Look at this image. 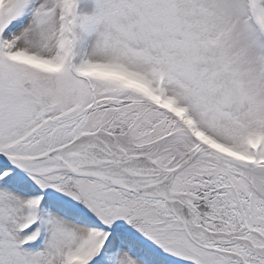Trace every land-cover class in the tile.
Returning a JSON list of instances; mask_svg holds the SVG:
<instances>
[{
  "label": "snow or ice",
  "instance_id": "6c2138e0",
  "mask_svg": "<svg viewBox=\"0 0 264 264\" xmlns=\"http://www.w3.org/2000/svg\"><path fill=\"white\" fill-rule=\"evenodd\" d=\"M0 264H264V0H0Z\"/></svg>",
  "mask_w": 264,
  "mask_h": 264
}]
</instances>
